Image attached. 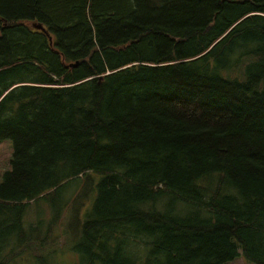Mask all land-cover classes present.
Masks as SVG:
<instances>
[{
    "label": "trees",
    "instance_id": "1",
    "mask_svg": "<svg viewBox=\"0 0 264 264\" xmlns=\"http://www.w3.org/2000/svg\"><path fill=\"white\" fill-rule=\"evenodd\" d=\"M3 140L0 264H264V0H0Z\"/></svg>",
    "mask_w": 264,
    "mask_h": 264
},
{
    "label": "rangeland",
    "instance_id": "2",
    "mask_svg": "<svg viewBox=\"0 0 264 264\" xmlns=\"http://www.w3.org/2000/svg\"><path fill=\"white\" fill-rule=\"evenodd\" d=\"M13 154H14V146H13V142L11 140H3L0 142V184L3 182L4 179V175L6 172H8L9 170H11V160L13 158ZM100 175L97 174H93V176H91L92 181L87 182L86 180L84 181L83 184L81 185H86V188L88 189V191H93L94 186L98 183V181L100 180ZM74 185H70L67 187V191L64 195V199H72V203L74 200V197L77 193H74ZM73 190V192H72ZM55 202V201H54ZM92 200L88 201V206L91 205ZM52 215H53V211L51 208V205L47 202H38L36 204H32L29 209L28 212L25 216V221L27 224H33L35 225L36 223H38V221H44L45 224L50 223L51 219H52ZM79 217H81L79 215ZM74 219V223L76 220V216H73L72 213L70 212L69 215H67L66 221L65 218L62 222L61 220V227L64 228V230L66 228H69L72 221ZM65 221V224H64ZM42 227L41 229L38 231V249L36 253H33V255H22L21 256V262L20 264H39L38 261V256H44L46 255L48 257V259L54 261V262H60L63 264H69L68 262L73 260L76 261L78 258V255L72 253L68 247L65 250V253H61V254H55L53 256H51L50 252H51V246L56 242V239L58 238H54L51 242L50 245H45L46 243V237H47V230L48 227L44 226L43 223H41ZM66 225H68L66 227ZM56 235H58V232L56 233ZM49 240V239H47ZM67 237L65 236H61L59 240H57V247L58 248H62L65 247V245H67ZM69 246V245H68ZM54 251V250H53ZM57 252V250H55ZM230 264H248L244 258V256L242 254H240L239 257H237L233 262H231Z\"/></svg>",
    "mask_w": 264,
    "mask_h": 264
},
{
    "label": "water",
    "instance_id": "3",
    "mask_svg": "<svg viewBox=\"0 0 264 264\" xmlns=\"http://www.w3.org/2000/svg\"><path fill=\"white\" fill-rule=\"evenodd\" d=\"M36 28L41 30L43 33H45L48 36L50 44L52 45L53 44V40H52V37L50 36L49 32L46 29H44L43 27H41V26H36ZM76 65L77 64H71V66H76Z\"/></svg>",
    "mask_w": 264,
    "mask_h": 264
}]
</instances>
